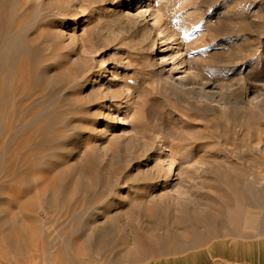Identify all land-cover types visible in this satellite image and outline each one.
<instances>
[{
	"label": "rangeland",
	"instance_id": "rangeland-1",
	"mask_svg": "<svg viewBox=\"0 0 264 264\" xmlns=\"http://www.w3.org/2000/svg\"><path fill=\"white\" fill-rule=\"evenodd\" d=\"M4 8L20 28L0 40V264H178L184 252L202 258L195 248L208 243L228 258L210 247L216 239L263 236L264 226L234 220L256 190L225 183L241 175L264 185V0ZM15 38L25 46L20 63L5 55ZM225 193L219 226L204 221ZM146 207L167 213L164 229L177 217L186 227L141 256L134 233L150 224L139 213ZM78 214L96 225L109 218L116 247L75 233ZM127 250L130 260L114 258Z\"/></svg>",
	"mask_w": 264,
	"mask_h": 264
},
{
	"label": "bare ground",
	"instance_id": "bare-ground-1",
	"mask_svg": "<svg viewBox=\"0 0 264 264\" xmlns=\"http://www.w3.org/2000/svg\"><path fill=\"white\" fill-rule=\"evenodd\" d=\"M6 2H7V0H0V40H1V43L3 45H4V43L8 39H6L5 36L4 35L2 36L1 34L6 33L7 31L9 32L10 30H14V29L17 30V29L20 28L19 27V22H18V24L17 23L14 24L13 22H11V21L8 20L9 15L5 11V8L6 7L4 8V5L6 4ZM20 11H21V9L19 10V12ZM12 40H10L9 42H12ZM14 40H16V38ZM21 40H22V38H21ZM21 40L20 41H17L16 40L17 43L14 44V47L12 46L9 49V51L5 54L6 57H7V61L12 60V59H17L19 61V63H20V61L23 58V55L22 54L25 52L24 51L25 46H23L20 43ZM3 58H4V56H3ZM2 76H3L2 78H5L6 77V74L4 73V75H2ZM95 76H96L95 74L92 76V79L90 80L91 82L98 80L97 76L96 77ZM196 85L199 86V89H200V91L203 92V95L204 96H208V91H207L206 87H204V85L202 83L197 82ZM199 89H198V91H199ZM5 91H7V90H5ZM2 92H3V90H2ZM260 162L262 163V161H260ZM231 166H232V164H231ZM246 166H247V164H246ZM249 166H250V164H249ZM233 167H234V164H233ZM250 167H253V166H250ZM261 167H262V165H261ZM247 170H249V169H247ZM261 171H263V170H261ZM249 174H251V173H249ZM252 175L253 176H256L254 174H252ZM229 178H231V177L229 176ZM256 180H257V178H256ZM258 181H260V179H258ZM237 183H240L241 184L240 187H238L239 185H236ZM225 184H228L230 186V188H233L232 190H235V191H236V189L243 190V191L244 190H246V191L247 190H256L255 194H252V195L250 194L251 196L242 193L243 196H244V201H243V204H242L243 206L240 209H238V213H237L238 215H237V217L235 216L236 218H234V217L233 218H234L235 221L240 220L241 223H242V225H243V228H246V229H251L252 230V229H255L258 225L264 226V185L263 186H260V187H257V186H255V180H254V178L252 179V181H250L248 177H243L241 175H237L236 180L235 179H229ZM228 185H225V186H228ZM228 189H229L228 187L225 188V187H219V186L216 188V190H228ZM226 195L227 194L225 193V195H224L225 197L223 199L224 202L223 203H220L219 205L217 204V202H216L217 200L215 199L213 205H211V208L208 211V214H205L206 216L205 215L204 216L202 215L203 218L205 217L204 219L201 217L204 221L209 222V223H211V224H213L215 226H219V224H220L219 214L223 212V208H224L223 205L225 206V204L227 205L229 203V198L226 197ZM262 198H263V201H262ZM234 199H235V197H234ZM223 200H221L220 202H222ZM232 202H233V198H232ZM140 205L142 206V204H140ZM232 206H234L233 203H232ZM146 208L149 210L150 207L149 208L146 207ZM164 208H166V207H164ZM147 209H141V210L139 209L140 210L139 213L142 216V218H144V221L146 223H150L149 226L144 224V225L141 226V229L138 231V233H136V232L134 233V239H136V242H135V252H136L137 255H141V256H143V255L151 252L152 250H154L155 248H157L159 245H162V242L166 238H168L170 236L177 237L178 235H177L176 231L173 228H175V229H178L179 228L180 229V227H182V226L185 225L184 222H186V220L184 219L186 217H182V218L177 217V220L175 219V221H176L175 223L174 222L171 223V219H170L169 220V224H168V226H169L168 229L169 230H167V229H164V226L165 225L163 224L164 221H167L166 220L167 217H168L167 216V213L161 212V211L159 213L158 211H155L156 209L155 210H152V211H150V210L148 211ZM84 210H86V209H84ZM83 212L84 211H82V213ZM228 212H230V211H228ZM228 212H226V213H228ZM198 215H201V214H198ZM223 215H224V219L227 218V214H224L223 213ZM230 217H231V215H230ZM230 217H229V220H231ZM201 218L195 217L194 220L195 221H198ZM75 221L77 222V225H75V229H74L75 230V233L77 232L78 234H80V236L81 235H84L85 238H86V242H88L89 244H91V246H95L98 249H102L103 251L109 250V249H113L114 247H116L117 240L115 239V233H114L115 230H113V226L111 224L112 222H111V220H109V218L108 219H104L103 222H101V224L96 225L95 222L98 221V218H96L95 216H87L84 219H80V215L78 214L76 216V218H75ZM188 221H190V220L187 219V222ZM167 223L168 222H166V225H167ZM221 223H222V221H221ZM241 223H240V226H241ZM226 224H228V222ZM193 225H195V223H193ZM138 226H139V224H138ZM132 227H134V226H132ZM135 227H134V229H135ZM170 227H172V228H170ZM185 227H186V225H185ZM204 228H205V226H204ZM228 228L226 229V227H224V229H226L227 232H229V229ZM131 229L132 228H130V230ZM221 230H222V228H221ZM208 232H209V230H208ZM208 232L206 234H209ZM257 233H258V231H257ZM263 233H264V231H263ZM78 234H76V235H78ZM262 235L264 236V234H262ZM253 238L255 240L254 241L255 242V245L257 243H258V245H260V244H262L264 242V237H262L261 235L260 236L259 235L258 236H255ZM77 240H78V238H77ZM228 240H229V238H220V239L213 240V241L210 242V247L211 248L221 247V250L226 251V252L227 251L230 252V247H229V244H228ZM131 241H134L133 238H132ZM131 243H133V242H131ZM81 245H83V244H81ZM73 247H74V245H73ZM77 247L78 246H76L75 248L77 249ZM81 247L83 249L86 248V247H84V245L81 246ZM80 250H82V249H80ZM87 250H89V249H87ZM72 251L74 252V251H77V250H72ZM132 255L133 254L131 252H129V250H127V251H121V252H118L117 251V253L114 256V258H116V259H129V258H131Z\"/></svg>",
	"mask_w": 264,
	"mask_h": 264
},
{
	"label": "crops",
	"instance_id": "crops-1",
	"mask_svg": "<svg viewBox=\"0 0 264 264\" xmlns=\"http://www.w3.org/2000/svg\"><path fill=\"white\" fill-rule=\"evenodd\" d=\"M254 241L253 237L229 238L228 244L230 252L227 251L229 255L228 258L218 253L211 252L208 248V243L204 246L195 248L199 249L202 258L193 260L191 256L184 252L179 255L178 264H264V256L261 255V253L264 252V242L260 245H258V243L255 245ZM168 264H176V262H169Z\"/></svg>",
	"mask_w": 264,
	"mask_h": 264
}]
</instances>
